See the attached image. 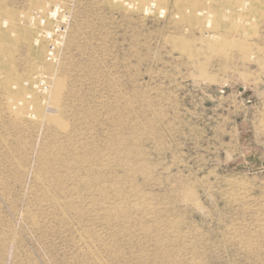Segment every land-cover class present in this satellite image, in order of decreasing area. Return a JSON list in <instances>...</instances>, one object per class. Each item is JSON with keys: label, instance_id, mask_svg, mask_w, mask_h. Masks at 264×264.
Instances as JSON below:
<instances>
[{"label": "rangeland", "instance_id": "obj_1", "mask_svg": "<svg viewBox=\"0 0 264 264\" xmlns=\"http://www.w3.org/2000/svg\"><path fill=\"white\" fill-rule=\"evenodd\" d=\"M55 1L0 0V264H264V119L241 72L264 16L250 0H74L47 61L20 16Z\"/></svg>", "mask_w": 264, "mask_h": 264}, {"label": "crops", "instance_id": "obj_2", "mask_svg": "<svg viewBox=\"0 0 264 264\" xmlns=\"http://www.w3.org/2000/svg\"><path fill=\"white\" fill-rule=\"evenodd\" d=\"M240 0H223L224 4L231 3L235 4ZM256 2L259 0H255ZM251 2V9L255 11V14L258 17L264 16V7L259 5L253 0ZM261 4L263 2L259 1ZM247 46H246V54L253 56V63L241 65V72L246 73L247 80L243 87L248 88V94L251 93V89H257V91L253 92L256 96V103L261 104L263 119H264V32L261 35L256 34V36H248L246 38ZM248 100V99H247ZM260 136L261 139H260ZM256 167L264 168V129L262 132H257L256 139Z\"/></svg>", "mask_w": 264, "mask_h": 264}, {"label": "built area", "instance_id": "obj_3", "mask_svg": "<svg viewBox=\"0 0 264 264\" xmlns=\"http://www.w3.org/2000/svg\"><path fill=\"white\" fill-rule=\"evenodd\" d=\"M73 2L74 0H58L44 13L36 10L30 13L29 24L36 25L39 36L47 43V61L56 56L66 39L70 21L69 8ZM36 86L43 91L49 87L42 77L37 78Z\"/></svg>", "mask_w": 264, "mask_h": 264}, {"label": "bare ground", "instance_id": "obj_4", "mask_svg": "<svg viewBox=\"0 0 264 264\" xmlns=\"http://www.w3.org/2000/svg\"><path fill=\"white\" fill-rule=\"evenodd\" d=\"M139 1H142V2H146L145 0H139ZM41 2H42V0H41ZM138 2V1H137ZM41 4V3H40ZM147 4V3H146ZM145 5V4H144ZM140 8V7H139ZM15 11V10H14ZM20 12V11H19ZM26 13V12H25ZM5 14H6V22H9V25L11 26V28L12 29H14V30H17V29H19L21 32H18V33H24L25 32V30L22 28V27H18L15 23H13L12 21H11V19L12 18H14V16H13V13L11 12V11H6L5 12ZM19 15V14H18ZM20 16V15H19ZM21 17V19L23 20V19H29V15L28 14H24V15H22V16H20ZM18 21V20H17ZM10 26H9V29H11L10 28ZM30 31V30H29ZM19 34V35H20ZM25 34V33H24ZM28 34V33H27ZM22 35V34H21ZM23 36V35H22ZM22 36H21V38H22ZM39 36V35H38ZM38 36H35L36 38L38 37ZM18 37H20V36H18ZM30 37V36H29ZM34 39V41H33V44L31 45L32 47H33V49H34V46H36L37 45V43H38V41H37V39ZM12 41V40H11ZM40 43V42H39ZM10 44H11V42H10V40H9V38L7 37V35H6V32H4V31H2V30H0V72L1 73H5L6 75H7V72L9 71L8 69L10 68V67H7V66H4V63L2 62V57L3 56H7V59L8 58H10V51H9V47H10ZM15 45V44H14ZM40 46V45H39ZM41 49H42V46L40 47ZM36 51L37 52H34L35 54L36 53H38L39 52V50H38V48L36 49ZM42 51V50H41ZM4 61V60H3ZM8 61V60H7ZM9 63V62H8ZM14 73V72H13ZM10 76V75H9ZM11 78V77H10ZM2 80H4V79H2ZM10 81V79L9 78H6L4 81H3V85L4 86H6L7 84H8V82ZM12 82V81H11ZM20 82V81H19ZM1 83H2V81H1ZM21 83V82H20ZM23 84H25V83H23ZM14 86V85H13ZM26 86V85H25ZM31 86H33V84L31 85ZM15 87V86H14ZM34 87V86H33ZM22 93V92H21ZM31 93V92H30ZM33 93H35V92H33ZM19 92H11V94H10V92H9V95H11V98H12V100H14L15 102H16V104H17V102H19L20 100H19V98H18V96H19ZM32 94V93H31ZM31 94L29 95V97L31 96ZM35 95V94H34ZM22 97H23V94H22ZM24 97H25V95H24ZM23 97V98H24ZM26 97H28V96H26ZM25 97V98H26ZM33 97V96H32ZM14 98V99H13ZM33 104V103H32ZM27 105V104H26ZM13 107V106H12ZM19 107V106H18ZM29 107V106H28ZM22 108V107H21ZM20 108V109H21ZM34 108H32V110H33ZM35 109H36V111L38 112V113H40L41 112V105H39V103L38 102H36V104H35ZM34 109V110H35ZM23 110V109H22ZM31 110V111H32ZM24 111V110H23ZM17 113V112H16ZM24 113V112H23ZM17 114H21L20 112L19 113H17ZM35 117V116H34ZM189 191V190H188ZM115 208V207H114ZM114 210V209H113ZM112 210V211H113ZM120 211V210H119Z\"/></svg>", "mask_w": 264, "mask_h": 264}]
</instances>
